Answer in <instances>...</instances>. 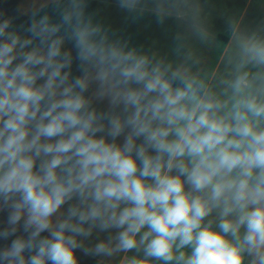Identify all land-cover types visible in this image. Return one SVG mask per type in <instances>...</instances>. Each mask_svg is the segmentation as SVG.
<instances>
[{
    "label": "clouds",
    "instance_id": "clouds-1",
    "mask_svg": "<svg viewBox=\"0 0 264 264\" xmlns=\"http://www.w3.org/2000/svg\"><path fill=\"white\" fill-rule=\"evenodd\" d=\"M117 4L214 40L197 0ZM87 6L0 10V264H264V23L230 22L209 70L181 36L132 47Z\"/></svg>",
    "mask_w": 264,
    "mask_h": 264
},
{
    "label": "rangeland",
    "instance_id": "rangeland-1",
    "mask_svg": "<svg viewBox=\"0 0 264 264\" xmlns=\"http://www.w3.org/2000/svg\"><path fill=\"white\" fill-rule=\"evenodd\" d=\"M197 2L205 26L214 37L208 44L201 43L192 35L184 19H167L161 24L153 13H145L139 18H134L118 7L117 0H88L86 14L93 15L97 22L109 28L110 35L114 33L119 38L127 40L130 46L142 47L146 51L155 50L161 54H169L175 38L181 36L205 68L222 70L221 57L230 41L229 23L236 21L242 28L249 29L264 23V0H197ZM33 3L43 4L45 0H0V10L7 16L18 15L15 24L19 25L27 20L25 14L30 11ZM73 56L71 71L73 76H78L81 72L79 62L75 60V52ZM120 139L122 141V138ZM6 219L7 212H0V228L5 226ZM103 235L106 234H102L101 238ZM11 239L14 237L8 241L0 240V246L10 244ZM76 255L79 264H84L89 259L99 261L98 257L85 256L79 250L76 251Z\"/></svg>",
    "mask_w": 264,
    "mask_h": 264
},
{
    "label": "trees",
    "instance_id": "trees-1",
    "mask_svg": "<svg viewBox=\"0 0 264 264\" xmlns=\"http://www.w3.org/2000/svg\"><path fill=\"white\" fill-rule=\"evenodd\" d=\"M84 264H99V261L96 259H89L86 263Z\"/></svg>",
    "mask_w": 264,
    "mask_h": 264
}]
</instances>
